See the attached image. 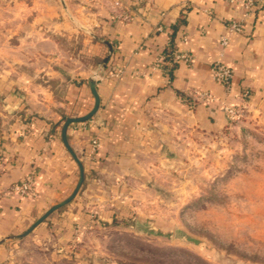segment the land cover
Listing matches in <instances>:
<instances>
[{"label": "crops", "instance_id": "obj_1", "mask_svg": "<svg viewBox=\"0 0 264 264\" xmlns=\"http://www.w3.org/2000/svg\"><path fill=\"white\" fill-rule=\"evenodd\" d=\"M65 3L58 30L69 44L30 42L21 32L20 41L6 46L11 69L0 74V264H61L77 233L118 215L126 199L118 201L117 193H141L168 147L189 143V134L219 135L230 125L226 106L264 115V9L246 14L225 0ZM233 18L241 31L225 27ZM168 47L189 53L192 62L166 71L170 61L160 65L159 58ZM217 61L234 70L228 90L211 75ZM91 77L99 107L66 130L84 181L72 200L19 236L78 183L80 167L63 127L93 110ZM202 92L212 99H201ZM93 138L100 143L96 153ZM26 179L34 194L9 191Z\"/></svg>", "mask_w": 264, "mask_h": 264}, {"label": "rangeland", "instance_id": "obj_2", "mask_svg": "<svg viewBox=\"0 0 264 264\" xmlns=\"http://www.w3.org/2000/svg\"><path fill=\"white\" fill-rule=\"evenodd\" d=\"M65 10V0H0V74L21 32L69 44ZM229 121L217 136L189 134L174 157L164 151L141 193H117L118 215L77 233L61 264H264V115Z\"/></svg>", "mask_w": 264, "mask_h": 264}, {"label": "built area", "instance_id": "obj_3", "mask_svg": "<svg viewBox=\"0 0 264 264\" xmlns=\"http://www.w3.org/2000/svg\"><path fill=\"white\" fill-rule=\"evenodd\" d=\"M228 4L233 5L234 7L242 8L246 14H252L255 12H260L264 9V0H225ZM225 27L229 31H241L243 28V24L233 18L229 19L225 23ZM229 43V40L226 36H222L220 39V44L226 48ZM171 57L170 62L167 66H165L166 71H171L172 66L175 62L184 61L191 63L193 57L187 52H181L178 50H171V48H167V50L161 55L159 58V64L162 65L164 61ZM211 75L215 81L220 83L225 89H230L232 80L234 77V70L231 66L227 65L222 61H217L211 66ZM201 99L211 100L212 95L207 92H202L199 94ZM228 117L230 119H235L241 116L242 111L236 107L226 106L225 107ZM100 146V143L97 138H93L91 141V152L96 153ZM10 192H17L23 196H30L34 194L32 179H26L23 181H19L11 185Z\"/></svg>", "mask_w": 264, "mask_h": 264}, {"label": "water", "instance_id": "obj_4", "mask_svg": "<svg viewBox=\"0 0 264 264\" xmlns=\"http://www.w3.org/2000/svg\"><path fill=\"white\" fill-rule=\"evenodd\" d=\"M89 83H90V87L95 95V98H96V103H95V106L93 108V110L83 116V117H71V118H68L64 127H63V136H64V140H65V143H66V146L67 148L72 152V150L70 149V146L68 145V142L66 140V130H67V127L68 125L71 123V122H75V121H82V120H85V119H88L90 118L98 109L99 107V95H98V92L96 90V79L94 77H91L90 80H89ZM72 154L74 155L79 167H80V176H79V180H78V183L73 191V193L68 197L66 198L65 200L57 203L56 205H53L50 209H48L39 219H37V221H35V223H33V225H31L24 233H22L21 235L19 236H25L27 234H29L40 222H42L50 213H52L54 210H56L57 208L63 206L64 204L68 203L70 200H72L75 195L77 194V192L79 191L83 181H84V167L81 163V161L76 157V155L72 152ZM165 154L168 156V157H174L175 156V152L172 148L168 147L166 150H165ZM184 234L182 232H179V233H176V237H182Z\"/></svg>", "mask_w": 264, "mask_h": 264}, {"label": "trees", "instance_id": "obj_5", "mask_svg": "<svg viewBox=\"0 0 264 264\" xmlns=\"http://www.w3.org/2000/svg\"><path fill=\"white\" fill-rule=\"evenodd\" d=\"M168 62L171 60V57H168L167 59H166ZM190 102V101H189Z\"/></svg>", "mask_w": 264, "mask_h": 264}]
</instances>
